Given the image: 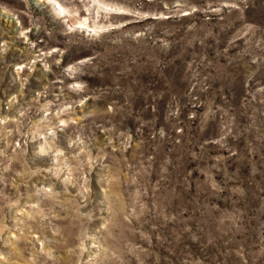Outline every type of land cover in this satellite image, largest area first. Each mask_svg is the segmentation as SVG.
<instances>
[{
  "label": "rangeland",
  "instance_id": "1",
  "mask_svg": "<svg viewBox=\"0 0 264 264\" xmlns=\"http://www.w3.org/2000/svg\"><path fill=\"white\" fill-rule=\"evenodd\" d=\"M58 1L0 0V264H264V0Z\"/></svg>",
  "mask_w": 264,
  "mask_h": 264
},
{
  "label": "bare ground",
  "instance_id": "2",
  "mask_svg": "<svg viewBox=\"0 0 264 264\" xmlns=\"http://www.w3.org/2000/svg\"><path fill=\"white\" fill-rule=\"evenodd\" d=\"M54 3L55 9L59 12V14H66L68 12V9L64 7L58 0H51ZM82 27L83 24H86L84 22H79ZM91 31H96V29H91ZM18 70V69H17ZM43 151H45V148H43Z\"/></svg>",
  "mask_w": 264,
  "mask_h": 264
}]
</instances>
